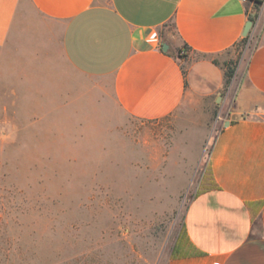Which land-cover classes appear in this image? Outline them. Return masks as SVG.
<instances>
[{"label":"crops","instance_id":"obj_1","mask_svg":"<svg viewBox=\"0 0 264 264\" xmlns=\"http://www.w3.org/2000/svg\"><path fill=\"white\" fill-rule=\"evenodd\" d=\"M57 52L83 77L79 96ZM3 69L17 100L114 104L143 120L216 105L222 122L167 264H264V0H0Z\"/></svg>","mask_w":264,"mask_h":264},{"label":"rangeland","instance_id":"obj_2","mask_svg":"<svg viewBox=\"0 0 264 264\" xmlns=\"http://www.w3.org/2000/svg\"><path fill=\"white\" fill-rule=\"evenodd\" d=\"M56 55L79 96L83 77ZM0 73V259L167 264L222 122L218 107L143 120L114 104L17 100L15 71Z\"/></svg>","mask_w":264,"mask_h":264},{"label":"trees","instance_id":"obj_3","mask_svg":"<svg viewBox=\"0 0 264 264\" xmlns=\"http://www.w3.org/2000/svg\"><path fill=\"white\" fill-rule=\"evenodd\" d=\"M254 20V16L251 18ZM248 36H246L244 39H247ZM235 73V68H231L230 66L227 68V71H226V85H228L233 77ZM243 117H247L246 115L243 116ZM8 249V248H7ZM0 264H21V261L20 260H11V259H0Z\"/></svg>","mask_w":264,"mask_h":264},{"label":"water","instance_id":"obj_4","mask_svg":"<svg viewBox=\"0 0 264 264\" xmlns=\"http://www.w3.org/2000/svg\"><path fill=\"white\" fill-rule=\"evenodd\" d=\"M253 24H254L253 19H249L248 22H247V24H246V26H245V30L243 32V35L244 36H248L250 34V31H251V28H252ZM163 48H164V50H168L169 44L165 42Z\"/></svg>","mask_w":264,"mask_h":264},{"label":"built area","instance_id":"obj_5","mask_svg":"<svg viewBox=\"0 0 264 264\" xmlns=\"http://www.w3.org/2000/svg\"><path fill=\"white\" fill-rule=\"evenodd\" d=\"M179 54L184 57V56L187 55V50L186 49H182V50H180Z\"/></svg>","mask_w":264,"mask_h":264}]
</instances>
